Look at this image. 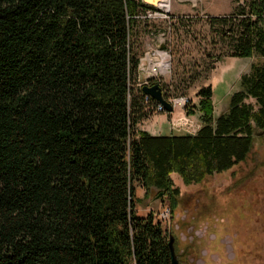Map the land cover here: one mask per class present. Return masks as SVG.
<instances>
[{
    "label": "trees",
    "instance_id": "obj_1",
    "mask_svg": "<svg viewBox=\"0 0 264 264\" xmlns=\"http://www.w3.org/2000/svg\"><path fill=\"white\" fill-rule=\"evenodd\" d=\"M158 10L142 0H0V264H171L166 231L134 212L133 180L173 213L170 173L199 183L252 152L264 130V0H247L228 33L232 56L261 60L215 119L211 87L198 91L195 134L136 128L160 103L134 85L135 38ZM183 248L197 258L201 247Z\"/></svg>",
    "mask_w": 264,
    "mask_h": 264
},
{
    "label": "rangeland",
    "instance_id": "obj_2",
    "mask_svg": "<svg viewBox=\"0 0 264 264\" xmlns=\"http://www.w3.org/2000/svg\"><path fill=\"white\" fill-rule=\"evenodd\" d=\"M246 1L168 0L145 15L144 26L150 32L135 38L138 74L143 73L146 84H159L173 108L157 111L150 104L137 129L153 135L195 134L203 120L198 91L207 86L212 89L213 118L227 110L231 94L241 88V75L261 60L257 55H231L229 20ZM157 51L166 54L168 66L154 74L147 57H159ZM169 177L179 191L175 211L169 212L166 197L156 190L145 196L135 179L134 212L139 217L151 213L168 238L174 237L178 261L184 255L178 264H264V130L255 134L246 161L227 171L190 184L176 172ZM241 204L252 209L237 212ZM185 243L200 245L197 258L185 253Z\"/></svg>",
    "mask_w": 264,
    "mask_h": 264
},
{
    "label": "water",
    "instance_id": "obj_3",
    "mask_svg": "<svg viewBox=\"0 0 264 264\" xmlns=\"http://www.w3.org/2000/svg\"><path fill=\"white\" fill-rule=\"evenodd\" d=\"M144 3L152 4L154 6L158 5L159 0H142ZM163 5L160 4L158 7H162ZM144 62V60H143ZM143 73H139L138 75V80L142 83L141 89L142 91L150 95L153 99L159 101L167 111H171L173 106L172 104L163 97L162 94V89L159 84L153 83V84H146L144 80ZM168 245L170 248V255H171V264H178V258L177 254L175 253V248H174V237L170 234L169 239H168Z\"/></svg>",
    "mask_w": 264,
    "mask_h": 264
},
{
    "label": "bare ground",
    "instance_id": "obj_4",
    "mask_svg": "<svg viewBox=\"0 0 264 264\" xmlns=\"http://www.w3.org/2000/svg\"><path fill=\"white\" fill-rule=\"evenodd\" d=\"M166 1H168V0H159L158 5L162 4L163 6H165L164 2H166ZM157 53H158L159 57H155L154 59H151L149 55L147 57L148 61L150 62L148 69L151 70L152 72H154V74L157 70L164 71L168 66L166 60H164L166 54L164 52H160V51H157ZM145 62L146 61L144 60L143 63H145Z\"/></svg>",
    "mask_w": 264,
    "mask_h": 264
},
{
    "label": "built area",
    "instance_id": "obj_5",
    "mask_svg": "<svg viewBox=\"0 0 264 264\" xmlns=\"http://www.w3.org/2000/svg\"><path fill=\"white\" fill-rule=\"evenodd\" d=\"M139 85H142V83L140 82ZM167 100H168L170 103H172V101H170L169 99H167ZM155 108H156L157 111H162V110H164V106H163L161 103H157Z\"/></svg>",
    "mask_w": 264,
    "mask_h": 264
}]
</instances>
